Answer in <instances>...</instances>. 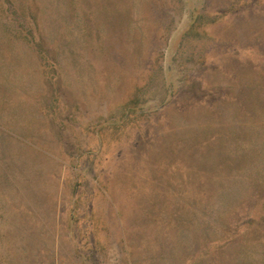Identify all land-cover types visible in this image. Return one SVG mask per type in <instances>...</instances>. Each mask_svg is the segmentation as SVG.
I'll return each instance as SVG.
<instances>
[{
	"label": "rangeland",
	"instance_id": "374dc122",
	"mask_svg": "<svg viewBox=\"0 0 264 264\" xmlns=\"http://www.w3.org/2000/svg\"><path fill=\"white\" fill-rule=\"evenodd\" d=\"M259 227L264 0H0V264H264Z\"/></svg>",
	"mask_w": 264,
	"mask_h": 264
},
{
	"label": "trees",
	"instance_id": "16d2710c",
	"mask_svg": "<svg viewBox=\"0 0 264 264\" xmlns=\"http://www.w3.org/2000/svg\"><path fill=\"white\" fill-rule=\"evenodd\" d=\"M221 190H224V189L222 188V189H220V191H221ZM210 192H211V191H208V190H207V191H206V190L203 191V198H204V200H205L206 202L208 201L207 199L210 197ZM221 192H223V191H221ZM251 196H252V195H250V198H251ZM234 215H235V214H234ZM259 228H260L261 230L263 229V227H259ZM263 231H264V229H263ZM263 233H264V232H263Z\"/></svg>",
	"mask_w": 264,
	"mask_h": 264
}]
</instances>
